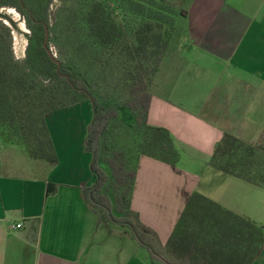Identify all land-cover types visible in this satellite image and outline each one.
<instances>
[{
    "label": "crops",
    "instance_id": "1",
    "mask_svg": "<svg viewBox=\"0 0 264 264\" xmlns=\"http://www.w3.org/2000/svg\"><path fill=\"white\" fill-rule=\"evenodd\" d=\"M195 7L200 21L189 35L198 48L186 58L170 45L148 110L150 125L169 130L178 158L171 165L141 156L131 197L162 243L195 190L264 229V187L236 177L251 187L244 204L211 197L200 184L209 169L230 175L210 166L224 133L254 142L264 129V0H190L187 15ZM256 60L259 67L247 64ZM82 103L46 116L57 163L0 141V264H161L125 227L98 224L84 202L82 188L93 182L84 148L92 107ZM48 183L57 185L49 195ZM252 264H264V243Z\"/></svg>",
    "mask_w": 264,
    "mask_h": 264
},
{
    "label": "trees",
    "instance_id": "2",
    "mask_svg": "<svg viewBox=\"0 0 264 264\" xmlns=\"http://www.w3.org/2000/svg\"><path fill=\"white\" fill-rule=\"evenodd\" d=\"M51 1L0 0V9H16L30 31L26 56L17 58L11 28L0 19L2 143L57 163L47 114L90 102L84 148L92 155L93 182L82 188V197L98 224L125 227L151 260L161 264H252L264 243V229L197 190L165 243L131 206L140 157L171 165L178 158L169 130L150 125L148 110L151 85L170 47L177 16H186L182 7L187 0H64L77 9L75 37L86 61L83 68L66 64L50 49ZM99 78L110 90L106 97L97 90ZM120 98L134 120L114 132L121 108L113 104ZM210 166L264 187V129L254 142L224 133ZM56 188L48 183L46 194Z\"/></svg>",
    "mask_w": 264,
    "mask_h": 264
},
{
    "label": "rangeland",
    "instance_id": "3",
    "mask_svg": "<svg viewBox=\"0 0 264 264\" xmlns=\"http://www.w3.org/2000/svg\"><path fill=\"white\" fill-rule=\"evenodd\" d=\"M189 1L190 0L185 1L182 7L186 16H177L176 18L175 29L173 32L174 34L170 44L172 48L179 47V54L185 56L186 58L190 57L193 54V51L198 48L196 43L190 39L189 33L190 27H192L197 21H200L201 16L199 10L197 9L198 6L193 9L192 14L189 13L187 15ZM76 12V6L72 2L52 0L49 15L51 33L48 34L50 36V49L55 57L63 60L68 65L83 68L86 61L79 52L81 51V48L75 37ZM0 19H2L11 28L12 46L15 56L17 58L24 59L26 56L25 50L28 45L30 31L22 14L13 7H3L0 9ZM182 47L185 48L184 52L182 51ZM247 64L255 68L259 67L260 61H249ZM89 72H91V69ZM97 81L100 84L97 85V90H99V92L106 97L110 92L109 88L105 82H102L101 78ZM188 93L193 96L197 95L196 89L194 88L188 90ZM122 100H124V98H120L118 104H113V106L116 105L121 108L119 117L115 123L114 132L121 131L123 125L131 124L134 120L131 112L125 109L121 104ZM85 104H90V102ZM213 174H219L218 176L220 177L214 176ZM200 184H202V191H205L204 193L211 195V197L218 199L233 197V199L237 202L242 201L244 204L247 199V191H245L244 188H251L244 181H241L236 177H232L231 175L218 173L213 169H209V171L205 173ZM236 184H240L241 186Z\"/></svg>",
    "mask_w": 264,
    "mask_h": 264
},
{
    "label": "built area",
    "instance_id": "4",
    "mask_svg": "<svg viewBox=\"0 0 264 264\" xmlns=\"http://www.w3.org/2000/svg\"><path fill=\"white\" fill-rule=\"evenodd\" d=\"M21 226H22L21 223H17L15 225H12L11 227L20 228Z\"/></svg>",
    "mask_w": 264,
    "mask_h": 264
},
{
    "label": "water",
    "instance_id": "5",
    "mask_svg": "<svg viewBox=\"0 0 264 264\" xmlns=\"http://www.w3.org/2000/svg\"><path fill=\"white\" fill-rule=\"evenodd\" d=\"M47 39H48V32H46L45 43L47 42Z\"/></svg>",
    "mask_w": 264,
    "mask_h": 264
}]
</instances>
